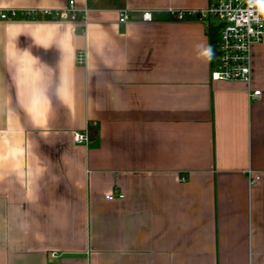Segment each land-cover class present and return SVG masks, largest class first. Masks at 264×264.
Here are the masks:
<instances>
[{
  "label": "crops",
  "instance_id": "crops-1",
  "mask_svg": "<svg viewBox=\"0 0 264 264\" xmlns=\"http://www.w3.org/2000/svg\"><path fill=\"white\" fill-rule=\"evenodd\" d=\"M74 1L0 19V264H264V38L211 81L217 23L169 11L213 0Z\"/></svg>",
  "mask_w": 264,
  "mask_h": 264
},
{
  "label": "built area",
  "instance_id": "built-area-1",
  "mask_svg": "<svg viewBox=\"0 0 264 264\" xmlns=\"http://www.w3.org/2000/svg\"><path fill=\"white\" fill-rule=\"evenodd\" d=\"M171 16L178 21L188 18H207L214 20L219 27V41L210 70L211 81H232L250 84L252 80V49L264 38V0H213L210 5L201 11L170 10ZM42 15L43 19L65 21H79L85 18V11L76 7L75 1L70 0L66 7L58 10H0L1 20L34 19ZM127 11H121L119 21H129ZM152 11H143L142 20L152 21ZM256 100L261 91L251 93ZM74 142L87 145L90 142L89 130L74 133ZM258 178H254L255 182ZM184 181L185 178L183 177ZM123 196H120V198ZM113 200L114 196L107 197ZM57 258V253H51Z\"/></svg>",
  "mask_w": 264,
  "mask_h": 264
},
{
  "label": "trees",
  "instance_id": "trees-1",
  "mask_svg": "<svg viewBox=\"0 0 264 264\" xmlns=\"http://www.w3.org/2000/svg\"><path fill=\"white\" fill-rule=\"evenodd\" d=\"M87 6L90 9H102V8H113V7H123L124 0H87ZM212 39L213 52L216 50V43L219 38V29L212 28L210 33Z\"/></svg>",
  "mask_w": 264,
  "mask_h": 264
}]
</instances>
